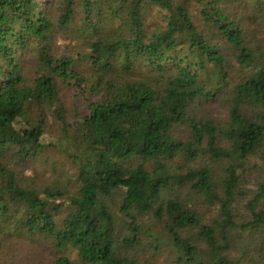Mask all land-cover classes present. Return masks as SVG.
Returning <instances> with one entry per match:
<instances>
[{
    "label": "trees",
    "instance_id": "16d2710c",
    "mask_svg": "<svg viewBox=\"0 0 264 264\" xmlns=\"http://www.w3.org/2000/svg\"><path fill=\"white\" fill-rule=\"evenodd\" d=\"M0 264H264V0H0Z\"/></svg>",
    "mask_w": 264,
    "mask_h": 264
},
{
    "label": "rangeland",
    "instance_id": "374dc122",
    "mask_svg": "<svg viewBox=\"0 0 264 264\" xmlns=\"http://www.w3.org/2000/svg\"><path fill=\"white\" fill-rule=\"evenodd\" d=\"M211 110L213 111V113L215 112V114H223V110L221 108H219L218 106L213 105V107H211ZM15 243H17V242H15ZM23 245L26 246L25 243H23ZM16 248L17 247H10L9 250L14 251ZM26 252H27V249H26ZM21 253H22V251H20V254Z\"/></svg>",
    "mask_w": 264,
    "mask_h": 264
}]
</instances>
